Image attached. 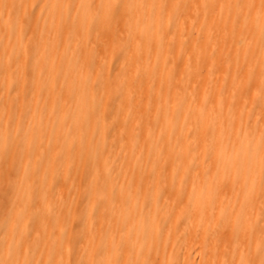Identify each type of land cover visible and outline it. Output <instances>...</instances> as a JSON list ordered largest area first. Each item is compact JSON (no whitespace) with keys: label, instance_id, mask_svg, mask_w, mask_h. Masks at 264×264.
Listing matches in <instances>:
<instances>
[{"label":"bare ground","instance_id":"bare-ground-1","mask_svg":"<svg viewBox=\"0 0 264 264\" xmlns=\"http://www.w3.org/2000/svg\"><path fill=\"white\" fill-rule=\"evenodd\" d=\"M0 264H264V0H0Z\"/></svg>","mask_w":264,"mask_h":264},{"label":"rangeland","instance_id":"rangeland-1","mask_svg":"<svg viewBox=\"0 0 264 264\" xmlns=\"http://www.w3.org/2000/svg\"><path fill=\"white\" fill-rule=\"evenodd\" d=\"M112 131L115 132V131H116V128L113 127V128H112ZM243 157H244L243 155H240V158H243ZM257 190H258V191H257ZM255 191L260 192L261 190H259V188H256Z\"/></svg>","mask_w":264,"mask_h":264}]
</instances>
